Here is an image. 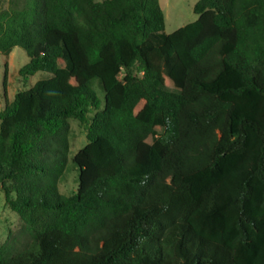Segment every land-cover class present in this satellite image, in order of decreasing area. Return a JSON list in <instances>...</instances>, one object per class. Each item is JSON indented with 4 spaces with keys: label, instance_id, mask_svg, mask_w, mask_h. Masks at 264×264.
<instances>
[{
    "label": "trees",
    "instance_id": "obj_1",
    "mask_svg": "<svg viewBox=\"0 0 264 264\" xmlns=\"http://www.w3.org/2000/svg\"><path fill=\"white\" fill-rule=\"evenodd\" d=\"M194 14L165 34L160 0H0V54L46 74L0 112L31 239L0 264H264V0ZM72 120L88 143L62 195Z\"/></svg>",
    "mask_w": 264,
    "mask_h": 264
},
{
    "label": "rangeland",
    "instance_id": "obj_2",
    "mask_svg": "<svg viewBox=\"0 0 264 264\" xmlns=\"http://www.w3.org/2000/svg\"><path fill=\"white\" fill-rule=\"evenodd\" d=\"M199 1L160 0L165 17V34H171L195 22L198 17L194 14V7ZM2 6L7 8L8 0H2ZM28 62V54L22 48H15L8 56L0 54V112L4 109L6 101L11 102L19 91L32 87L46 77L45 73H37L28 81H24L19 76V71ZM96 89L99 96H103L98 86ZM87 131V125L74 120L70 121L68 166L64 179L59 185V192L62 195H71L77 189V172L73 167L72 158L88 143ZM158 133L162 134L163 130L159 129ZM30 243V237L23 232L21 219L6 206L4 194L0 188V244L6 245L10 253L15 254L25 250Z\"/></svg>",
    "mask_w": 264,
    "mask_h": 264
},
{
    "label": "water",
    "instance_id": "obj_3",
    "mask_svg": "<svg viewBox=\"0 0 264 264\" xmlns=\"http://www.w3.org/2000/svg\"><path fill=\"white\" fill-rule=\"evenodd\" d=\"M0 187H1V185H0Z\"/></svg>",
    "mask_w": 264,
    "mask_h": 264
}]
</instances>
